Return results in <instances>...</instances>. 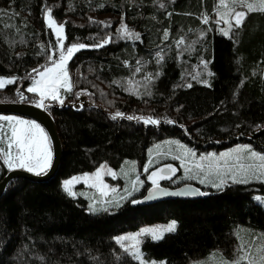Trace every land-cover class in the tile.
I'll return each mask as SVG.
<instances>
[{
    "label": "trees",
    "instance_id": "1",
    "mask_svg": "<svg viewBox=\"0 0 264 264\" xmlns=\"http://www.w3.org/2000/svg\"><path fill=\"white\" fill-rule=\"evenodd\" d=\"M217 3L0 0V77L17 80L0 89V102L18 101L19 90L27 103L39 99L26 89L33 69L48 66L56 46L46 26L45 9L50 8L57 23L64 24L65 45H86L68 63L73 92L62 93L65 102L86 90L91 95L81 96L109 113L160 121L159 126L129 124L96 109L50 110L65 146L60 170L45 184L16 179L8 186L0 199V264H139L114 238L173 220L178 224L174 233L147 240L143 248L166 264H191L214 250L228 255L237 242V225L264 232V206L254 197L262 184L201 188L206 195L199 200L142 206L138 202L149 190L145 188L135 200L99 214L90 213L84 200L68 196L62 187L65 179L102 165L144 163L149 148L170 137L197 153L241 143L264 153V13H247L229 38L215 28ZM101 21L109 26L96 23ZM122 23L140 39H121ZM108 37L111 42L96 46ZM181 39L184 44L178 45ZM203 62H208L207 70ZM9 171L0 158V181ZM181 185L163 184L172 189Z\"/></svg>",
    "mask_w": 264,
    "mask_h": 264
},
{
    "label": "snow or ice",
    "instance_id": "2",
    "mask_svg": "<svg viewBox=\"0 0 264 264\" xmlns=\"http://www.w3.org/2000/svg\"><path fill=\"white\" fill-rule=\"evenodd\" d=\"M164 7L163 4L160 5ZM240 6L247 8L249 13L251 12H262L264 13V0H256L255 3H249L248 0H231V7L228 0H219V5L217 8L220 21H223L227 27L221 28L220 32L226 37H230V32L234 27H241L244 19L246 18V13L244 11H235V7ZM224 9L225 11H221ZM47 28L51 29L55 35V45L56 52H53L49 56V65L43 66L41 71L39 68L33 69V72L37 73L38 78H31L32 83L26 91L29 93H34L39 96V100L36 102V106L39 108L46 109L48 106L45 101L52 100L57 101L60 105L64 104V96L62 95V90L64 93L73 92V83L71 76L69 74L67 64L71 60L74 53L79 52L81 49L86 47L83 43H73L65 49V28L63 23H57V21L52 16V11L50 8L45 9ZM3 10H0V15H3ZM209 22L208 17H204V23ZM219 22V21H218ZM109 26L107 22H96ZM119 35L121 39H132L139 40V34L134 33L129 30L126 24H121L119 29ZM168 33H165V39H167ZM112 37H108L104 40L102 44H97V47H103L105 44L111 42ZM178 45H183V39L179 40ZM41 47H44L41 45ZM58 53V55H57ZM159 56V53H157ZM163 59V57H160ZM204 68L207 70L208 62H203ZM139 71V69H136ZM208 75H213V73L208 72ZM196 77H193L195 79ZM146 79L151 80V76ZM17 82L16 78H0V89H4L7 85H12ZM205 83H207L205 81ZM189 88L192 87L191 84L187 85ZM91 95L87 93L86 90H81L75 93L77 99L81 95ZM150 94V93H149ZM21 99L24 98L23 93H19ZM83 105H81L82 107ZM124 118L128 120L137 119L142 121L144 124L158 125L159 120L153 119L152 117H133L125 116L124 113L117 111L112 119ZM0 121L7 122L6 124H0V158L3 159L4 164L7 166L8 170L21 169L29 173H33L36 176L42 174H47L48 169L51 167L53 160V144L49 133L37 122L21 119L15 116L0 115ZM172 123L171 121H168ZM10 133V134H9ZM179 150L178 155H174L172 158L181 161V166L184 168L188 179H196L200 176L203 178L199 179V183L205 184L210 182L211 186L222 190L228 183L225 177H230L233 184H247L251 180H257L264 182V154L257 153L252 150L250 146H241L239 148L233 149L232 151L225 152L219 156L215 153L200 156L196 158V153L183 145H177ZM157 151L159 152V146H157ZM152 162L149 161L148 167H151ZM191 165V166H189ZM148 167H145L144 171H148ZM177 168L173 165L168 164L163 168L153 171L148 179L154 186L149 194L150 198H154L157 195H163L165 193L160 190V185L158 181L164 178H171L177 172ZM106 171V166H102L92 175H85L83 177H73L69 180L63 182V191L70 197H76L77 193L73 190V186L81 181L88 183L91 181V187L96 188L102 195H107L108 185L104 183L103 176ZM161 173H166L167 175H161ZM107 174L115 177L116 173L107 170ZM214 177L212 181H209V177ZM140 183H143L142 181ZM135 190V185H133V191ZM115 191V189H113ZM196 192L200 195H206V193ZM83 195V193H80ZM258 201L264 204V198L256 197ZM137 202V201H134ZM114 207H119V201L113 203ZM91 212H97L94 205L89 206ZM107 211L108 209H103ZM178 228L176 221L170 222L166 226H156V227H145L135 234L123 235L116 238V242L124 250L126 254H129L140 264H156L155 261L146 262L142 258V253L140 250V239L139 237L147 235L153 241H159L163 239L165 233H174ZM240 239V244L238 246L237 252L239 255L235 256L231 262L223 258H216L213 254V258L206 262V264H264V245L259 247L257 251L260 253L258 261L249 258V252L245 249V244L243 238ZM129 242L125 246V242ZM166 264V262H162Z\"/></svg>",
    "mask_w": 264,
    "mask_h": 264
},
{
    "label": "rangeland",
    "instance_id": "3",
    "mask_svg": "<svg viewBox=\"0 0 264 264\" xmlns=\"http://www.w3.org/2000/svg\"><path fill=\"white\" fill-rule=\"evenodd\" d=\"M228 2H229V5L231 7V0H228ZM248 2L249 3H255L256 0H248ZM218 5H219V0L217 3V8H218ZM221 11H225V10L221 9ZM235 11H244L246 14L249 13L247 11V8L240 7V6H236ZM213 22L216 24L215 28L218 32H220L221 28L227 27V25L223 21H220V17L218 15L217 9H216V12L214 14ZM65 37H66V34H65ZM65 42H66V38L64 40V45H65ZM66 48H67V46L65 45V49ZM56 51H57V49L55 46L54 52H56ZM76 53H74V54H76ZM57 55H58V53H57ZM67 67H68V64H67ZM0 78H6L7 79V78H13V77H0ZM31 78H38L37 73H35ZM30 80L32 83V79H30ZM8 86H10V85H7L6 87H8ZM62 93H63V90H62ZM37 101H34L32 104L36 106ZM49 101L50 102H48V103L45 101V104L52 103V104H57V105L61 106L57 101H52V100H49ZM64 103H65V97H64ZM0 115H5V114H0ZM8 116H13V115H8ZM15 117L25 119V120H30V119L24 118V117H19V116H15ZM30 121H32V120H30ZM6 123L7 122L0 121V124H6ZM178 144L192 149L196 153L197 159L200 156H205V155H209L212 153H215L219 156L222 153L232 151L233 149L239 148L241 146H250V148L252 150L256 151L257 153H261V152H258L257 150H255L248 143L237 144L231 148L225 149L223 151H218V152L215 151V152H210V153H197L193 148H191L187 144L183 143L180 139L175 138V137H170V138L164 139L163 141H160V142L152 145L148 150V158L144 163H140V161H138V160H128L119 168H112L108 165H102V166H106V171H105V174L103 176V181L105 184H107L109 186L108 189L106 190L107 191L106 196L102 195L96 188L91 187V183H92L91 181H89L88 183L81 181L80 183H77L73 186V190L77 193V196L72 197V198H74L76 200H84L87 204L88 211L90 213H93V214H99L101 212H107V211H112L114 209H118L121 206H123L125 203L132 201V200H135L138 196H140V194L142 193V191L145 188H147V189L152 188L153 185H152L151 181L148 179V176L153 171H156L160 168H163L168 164L173 165V167H176L178 170L174 175L171 176L170 179L169 178L160 179L158 181L160 186H162V184H160L161 183L160 181L169 180V182H171L172 184H175V185H178V184H194L195 186L199 187L200 189L201 188H204L205 190L216 189V188L211 186L210 182H206L205 184L199 183V179L203 178V176H200L199 178H196V179H188L187 178V174L185 173L184 168L181 166V161L175 160L172 158L174 155L179 154V150L177 148ZM157 146H159V152L157 151ZM261 154H264V153H261ZM149 161L152 162L151 167H148ZM102 166H100L99 168H101ZM189 166H191V165H189ZM145 167H148L147 172L144 171ZM99 168H97L91 172H86V173L74 175V176H72L68 179H65V180H69L73 177H78V176L83 177L85 175H92ZM15 170H21V169H15ZM107 170H111V171L115 172L116 176L113 177V176L108 175ZM161 175H162V173H161ZM225 178L228 180V183L225 187L230 186V185H251V184H262V185H264V182L257 181V180H251L247 184H233L231 182L230 177H225ZM208 179H209V181H212L214 179V177L210 176ZM141 181L143 183H140ZM63 182H62V185H63ZM133 185H135L134 191H133ZM113 189H115V191H113ZM256 190H257V193L255 194L254 197L255 198L256 197L264 198L263 187L261 185H258L256 187ZM80 193H83V195H80ZM255 200L257 202L261 203L257 199H255ZM115 201H119V207L113 206V203ZM90 205H94L97 209H100V210L97 212H91L89 210ZM262 205L264 206V204H262ZM105 208L108 210L104 211L103 209H105ZM170 222H172V221H170ZM170 222H160V223H155V224H151V225H146V226L141 227L140 229H138L135 232L125 233V234H121L119 236L135 234V233L139 232L142 228H145V227L166 226ZM167 234H169V233H165L164 237ZM119 236H116L114 238L115 242H116V238ZM235 236L237 239L236 245L230 250V253L228 255H226L221 250H214L206 258H203L200 260H195L191 264H206L207 261H209L213 258V254H215L217 259H219V257L222 256L223 258H225L226 260L231 262L235 256L240 254L237 252L238 246L240 244L239 238H243V241L245 244V249L249 252V258L253 259L254 262L258 261L260 253L257 251V249L259 247H261L262 245H264V232L261 230H258L256 228H253L249 225H237L235 228ZM139 239L141 241L139 247H140V250L142 253L143 260L146 262L155 261L156 264H162L163 261H158V260L148 256L146 251L143 248L145 241H147V240L153 241V240H151L150 237L147 235L141 236V237H139ZM153 242H157V241H153ZM128 244H129V242L126 241L125 246H127ZM121 251L124 254H126L122 248H121ZM126 255H128L129 257L134 259L129 254H126ZM134 260L137 261L136 259H134ZM137 262L140 264V261H137Z\"/></svg>",
    "mask_w": 264,
    "mask_h": 264
},
{
    "label": "water",
    "instance_id": "4",
    "mask_svg": "<svg viewBox=\"0 0 264 264\" xmlns=\"http://www.w3.org/2000/svg\"><path fill=\"white\" fill-rule=\"evenodd\" d=\"M22 93L21 90L18 91V94ZM24 98H19L16 102H0V114L5 115H13V116H19L28 118L32 121H35L39 123L45 131L49 133V136L52 139L53 144V160L51 167L48 169L47 174H42L40 176H36L33 173H29L24 170H11L9 171L5 177L0 181V199L4 196L8 186L10 183L16 179H24L32 183L36 184H45L53 180L61 166L62 158H63V152H64V142L61 139L58 128L56 125V122L53 118V116L50 114V110L52 109H59V110H66V109H72V110H79L80 108H89V109H96L99 111H102L109 116H112L115 113H109L106 110H104L100 105L90 102L87 97L80 96L79 99L75 101H67L63 105L59 106L57 104H46L48 107L46 109L39 108L31 103L25 102L26 96L23 94ZM81 105H83L81 107ZM126 116V115H125ZM119 122H127V123H139L142 122L137 119L128 120L124 118H117L116 119ZM158 125L155 126H159ZM165 176L166 173H162ZM154 187V186H153ZM152 188H150L146 195L139 200V204L142 206H150L155 205L158 203H163L166 201H176V200H190L195 201L199 200L203 197V195H200L196 192L198 189L199 192H203L202 189L199 187L193 185V184H183L180 187H177L175 189L160 186V190H162L163 195H157L154 198H150L149 194L152 191Z\"/></svg>",
    "mask_w": 264,
    "mask_h": 264
},
{
    "label": "flooded vegetation",
    "instance_id": "5",
    "mask_svg": "<svg viewBox=\"0 0 264 264\" xmlns=\"http://www.w3.org/2000/svg\"><path fill=\"white\" fill-rule=\"evenodd\" d=\"M162 175H164V174H162ZM165 176V175H164ZM161 183L160 184H162V186H163V184H165V183H168L169 182V180H162V181H160Z\"/></svg>",
    "mask_w": 264,
    "mask_h": 264
}]
</instances>
